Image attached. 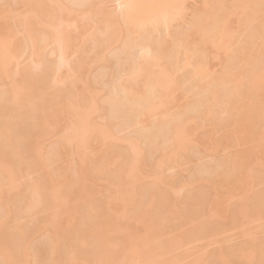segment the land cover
Instances as JSON below:
<instances>
[{"label":"bare ground","instance_id":"obj_1","mask_svg":"<svg viewBox=\"0 0 264 264\" xmlns=\"http://www.w3.org/2000/svg\"><path fill=\"white\" fill-rule=\"evenodd\" d=\"M0 1V264H264V235L222 243L227 225L264 217V187L247 189L264 185V0H202L173 33L185 0ZM22 47L30 62L12 72ZM210 48L224 54L214 72ZM168 87L191 94L177 114ZM190 124L203 149L242 143L190 171L179 208L162 186L178 173L162 171L197 151Z\"/></svg>","mask_w":264,"mask_h":264},{"label":"rangeland","instance_id":"obj_2","mask_svg":"<svg viewBox=\"0 0 264 264\" xmlns=\"http://www.w3.org/2000/svg\"><path fill=\"white\" fill-rule=\"evenodd\" d=\"M117 1L116 0H99V2L102 4L101 6H109L108 8H111L113 10V12H117L119 9V4ZM1 3L2 2L0 1V5H1ZM195 8L203 10L202 0H185L184 9L182 10L181 17L174 20L171 24L172 33L175 32L176 30L183 29V28H186L187 26H189V23L192 20V16H193V12H194L193 9L195 10ZM120 21H121L120 22L121 24H124V22L122 20H120ZM236 22H237L236 16H232V18L230 20V26L232 28H235ZM83 23H85V22L82 21L81 17L79 16L78 17V24H83ZM80 26H83V25H80ZM86 34H87V31L84 33L73 32L72 33L73 44L75 45L77 43H81L83 37ZM27 50L28 49H24L22 47L21 50L18 52V55L13 60L11 68H10V70L12 72L16 71L19 67L30 62V60L28 58L29 52ZM75 50H76V48H74V46H73V48L69 52V57H71L72 59L75 58L77 55L75 53ZM88 57H89V54L87 55V60H88ZM223 59H224V54L222 53V50L218 51L217 49L210 48L209 49L208 64H207V68L209 69V71L214 72V71L219 70L221 67ZM98 69H99L98 66H93L92 64L87 63L83 67V70L81 72V76L85 79L92 78V76H94L96 74V70L98 71ZM61 73H62V76H64L65 70H63ZM179 74L180 73L178 72L177 75H179ZM0 83H1V80H0ZM164 94L166 96L165 102H166L167 106L169 105V107L172 110H174V114H177L179 112L180 106H185V105L187 106L191 100V97H190L191 94H189L187 92H182L180 89H178V88L176 89L174 87H168ZM101 112H103V111H101ZM101 112H96L93 115L92 120L93 121H101V117H102ZM190 125L191 126L188 128V130H190V131L193 130V134H194L196 132L195 126L193 124H190ZM129 130L130 129L127 128V129L123 130L121 133L126 134V133H128ZM199 139H200L199 134L195 133L194 138H193V142L195 145H193V146L196 147L200 143ZM240 143H242V142L238 141V140L226 139V140L222 141V145H220L219 147H216V148H212V146H213L212 144L210 146H208L207 149H203L202 147L197 146L196 147L197 151L189 149L186 152V154L188 155L187 157L185 156V158H182V159H179V157H175L173 159H177V162H175L173 160L163 168L162 173L166 177V180L171 178L173 176V173L174 174H175V172L178 173L177 179L168 180L167 181L168 183H165L162 186L165 187L167 190H170L171 192L177 191L178 194L181 195L180 200L177 202L179 208L184 207V204L182 203V196H184L187 193L189 187L183 188L182 186L186 185V183L190 179V176H191L190 173L197 170L203 162L205 164L215 163L216 160L222 159L224 157H227L229 154L234 153L238 148H240ZM92 146H93V153H95L97 151L99 145H98V143L93 142ZM179 153H184V152L180 151ZM156 156H157V159L160 158V154H156ZM74 157L77 159L78 155H75ZM150 174H151L150 168L145 167L143 175H142V179L140 181L143 183L147 182L148 181V179H147L148 175H150ZM188 174H190V175L188 176ZM263 187H264V185H261L259 181H254V182H252L251 185H248L247 189L252 190V191H257V190L259 191ZM220 192L223 195L224 189H221ZM244 194H245V191L236 192L235 198L240 199L244 196ZM225 204H227V202L221 203V205H225ZM219 221L223 222L224 220L219 219ZM263 225H264V217H257V216H254L252 218H246L243 222L239 221V223L236 225H227V227L223 230L222 243H225L226 245L230 244L232 246H237L239 244H242V242L244 240H246L247 236L242 235L240 233L241 228H246L249 231L250 235H254V237H260V236L264 235V233H262V231L264 229ZM204 244H205V242H193V244L190 245L189 247H193L195 249V248H198L199 246L200 247L204 246ZM220 244L221 243H217V241H215V242H213L207 246V247H209L208 249H210L211 251H209L208 249L207 250L209 252H212L215 249L217 250L219 248ZM184 250H185V247L178 246L177 250L175 252H171L169 254V256L176 257L177 254L181 253ZM187 260L190 261L191 259L188 257Z\"/></svg>","mask_w":264,"mask_h":264}]
</instances>
